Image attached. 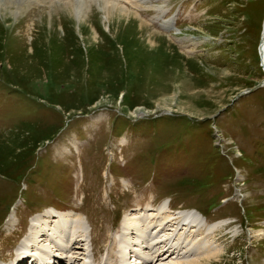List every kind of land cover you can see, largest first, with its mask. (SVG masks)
I'll use <instances>...</instances> for the list:
<instances>
[{
    "label": "rangeland",
    "instance_id": "1",
    "mask_svg": "<svg viewBox=\"0 0 264 264\" xmlns=\"http://www.w3.org/2000/svg\"><path fill=\"white\" fill-rule=\"evenodd\" d=\"M122 3L155 47L109 30L94 5L82 22L57 1L0 6V257L59 206L79 213L70 233L82 239L76 253L53 247L60 264H107L120 222L167 201L213 222L204 245L218 264H264V87L246 91L264 79V0ZM122 246L123 264H140Z\"/></svg>",
    "mask_w": 264,
    "mask_h": 264
},
{
    "label": "bare ground",
    "instance_id": "2",
    "mask_svg": "<svg viewBox=\"0 0 264 264\" xmlns=\"http://www.w3.org/2000/svg\"><path fill=\"white\" fill-rule=\"evenodd\" d=\"M51 1H57L62 7L68 10V12L69 11L74 13L76 12L81 22L83 21L82 12L84 8L88 6L93 7V5L95 7L97 6L105 12L106 18L108 20L107 27L109 30H111L113 27L116 26L120 27L122 25L123 26L122 28L127 27V29L131 30L130 32L133 34L136 40H139V42L140 41L144 42L145 45L144 44L143 45L145 47L148 46L147 48H152L155 47L156 44H158L156 42L159 39H156L155 37H158L159 35L157 34L155 35V33H151L149 30V26L137 15L138 13L136 12V10L129 8L128 5H126V3H122V0H51ZM124 1L129 2L130 0H124ZM6 2L13 3L15 2V0H0V6L4 7ZM134 4L137 3L134 2ZM161 40H164L162 41L164 45L162 48L163 51L166 52V50L168 49L166 47L172 44L169 41H167L166 38L165 39L162 38ZM144 46L143 48L145 50ZM259 53L261 57L262 66L264 68V23H263L262 40H261V46L259 47ZM262 82L264 83V79L262 80ZM161 207H159L158 210H155V213L151 215H148L150 212H147L143 216H140L139 217L140 221L136 223H132L131 225H129V228L125 227L127 237L125 236L124 240L122 241L126 243V246L129 249V253L130 252L132 253L133 256L132 258L135 261H139L140 264H158L159 261H163L164 259H167L173 256L174 254L180 255L179 250L182 248H184L185 250L196 248L197 250L196 249L195 250L198 252L195 253V256H193L192 259L184 261L185 264H218L217 260L221 258V255H217L219 251L211 250L204 245V241L206 239L204 235L206 233L207 234L211 233V235L212 234L217 235L215 234V232L217 231L216 228H214V226L213 227L203 226V224L198 220V217H202V215L197 213L194 209L192 210V208L187 209L189 213L188 217H190L189 219L186 220V222L188 220L190 221L187 224V226L185 225L182 226L181 224L175 226L172 223L171 219H173L174 218L173 216H175L176 214L166 211L165 206L162 209ZM46 212L49 211H45L44 214ZM60 215L65 216L63 220L64 222H61L60 219L57 217L51 216L50 213L44 215L45 220L46 218L52 219L53 224L50 227L47 226L44 228L43 226L37 224L38 221L31 223V228L34 230L32 234H29V237L27 238L28 240L22 242L21 253H23L24 255H17L20 258L17 260H15L16 258L15 256L12 264H26L27 258H29L27 254L33 257L31 264H36L37 259L35 255L31 253V250L36 251L39 250V248L44 249L41 243L45 240H49L52 244L55 245L57 240H54L53 228L59 232L60 239H62V236L64 237L67 236L68 217L65 213H61ZM41 216L43 217V214ZM204 218L205 220L207 219L206 217ZM48 229H50L51 231L48 232ZM219 230H222V228H220ZM128 232H130V234ZM131 235L132 237H135L133 238V240H129ZM79 236L80 233H77L75 239L71 242L69 246V251L71 252L73 251L72 253H76V250L80 248L79 244L81 243L80 242L81 238H79ZM225 236L226 234H223L222 238H224ZM110 255L112 256L113 260L111 259L112 260L111 262L108 263L106 262L107 264H123L125 262L124 260L126 259V253L124 252V247L122 246L121 243L119 244V246H116V253L115 254L111 253ZM43 256L45 257V254H43ZM79 261H81L79 257L77 256L73 257V264H79Z\"/></svg>",
    "mask_w": 264,
    "mask_h": 264
},
{
    "label": "water",
    "instance_id": "3",
    "mask_svg": "<svg viewBox=\"0 0 264 264\" xmlns=\"http://www.w3.org/2000/svg\"><path fill=\"white\" fill-rule=\"evenodd\" d=\"M261 40H262V34L260 36L259 47L261 46ZM261 86H264V83L262 81L258 82V84H256L253 88H250L249 90H246V91H250V90H253V89H255L257 87H261ZM240 94H243V92Z\"/></svg>",
    "mask_w": 264,
    "mask_h": 264
}]
</instances>
